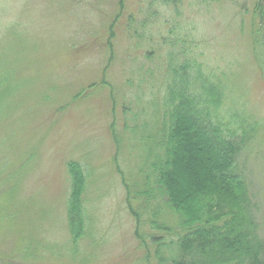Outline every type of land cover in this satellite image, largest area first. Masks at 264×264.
Wrapping results in <instances>:
<instances>
[{"label":"rangeland","instance_id":"374dc122","mask_svg":"<svg viewBox=\"0 0 264 264\" xmlns=\"http://www.w3.org/2000/svg\"><path fill=\"white\" fill-rule=\"evenodd\" d=\"M150 1L0 0V79L8 92L0 97V264L147 263L141 240L152 252L148 229H141L140 240L119 172L137 171L140 161L130 156L129 142L117 148L113 132L123 130L125 107L137 113L146 103L133 95L140 69L145 73L146 64L154 72L152 85L165 80L160 66L167 51L156 39L166 32L162 16L173 11L156 3L162 15L141 29L151 17ZM237 1L183 0L178 19L193 29L202 61L223 73L227 109L244 113L252 125L238 165L264 239V74L253 47L256 0ZM133 26L156 42L147 44ZM151 100L144 108L154 105ZM69 161L81 162L88 176L89 228L78 245L67 223Z\"/></svg>","mask_w":264,"mask_h":264},{"label":"trees","instance_id":"16d2710c","mask_svg":"<svg viewBox=\"0 0 264 264\" xmlns=\"http://www.w3.org/2000/svg\"><path fill=\"white\" fill-rule=\"evenodd\" d=\"M182 1L148 3L151 17L146 12L141 29L162 15L155 11L156 3L173 11L162 16L166 32L156 39L167 51L160 66L165 80L161 76L160 84L152 85L154 72L145 64L133 95L137 102H146L144 107H150L152 99L154 107L141 106L137 113L125 107L123 130L113 132L117 148L129 142L130 156L140 161L138 170L130 174L119 168L136 235L141 240V229H148L152 252L147 241L141 240L146 264H264V239L249 185L238 165L252 125L244 113L227 109L223 73L202 61L193 29L178 19ZM252 13L253 47L264 74V0L255 1ZM133 30L148 38L147 44L156 42L137 27ZM146 55L152 64L153 58ZM1 87L0 79V97L6 96ZM141 89L146 91L144 96ZM142 120L146 123L134 125ZM129 125H134L133 132ZM68 172L67 223L73 244L78 245L89 228L88 176L79 161H69Z\"/></svg>","mask_w":264,"mask_h":264}]
</instances>
